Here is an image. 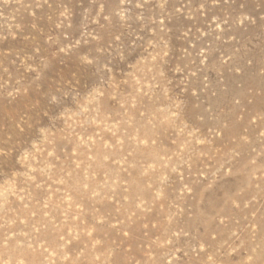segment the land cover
Returning <instances> with one entry per match:
<instances>
[{"label":"rangeland","instance_id":"obj_1","mask_svg":"<svg viewBox=\"0 0 264 264\" xmlns=\"http://www.w3.org/2000/svg\"><path fill=\"white\" fill-rule=\"evenodd\" d=\"M0 264H264V0H0Z\"/></svg>","mask_w":264,"mask_h":264}]
</instances>
